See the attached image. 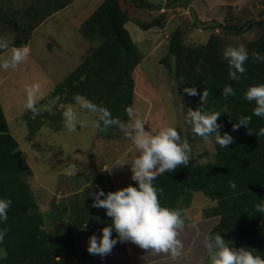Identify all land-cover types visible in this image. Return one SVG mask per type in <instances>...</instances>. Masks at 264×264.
Here are the masks:
<instances>
[{"label": "rangeland", "instance_id": "374dc122", "mask_svg": "<svg viewBox=\"0 0 264 264\" xmlns=\"http://www.w3.org/2000/svg\"><path fill=\"white\" fill-rule=\"evenodd\" d=\"M102 1L0 0V64L11 57L14 49L27 50L25 59L16 67L0 66V98L11 131L33 168L34 174L29 180L40 209L46 214L45 227L49 232H54L56 225L71 221L72 214L79 215L104 171L109 172L117 189L133 181L131 162L138 150L128 135L134 132L130 117L127 132L120 130L113 137L101 136L96 126L100 112L86 107V102L80 99L74 107L69 105L78 118L75 132L54 131L44 125L31 137L25 116L29 110L25 105L31 85H37L34 105L42 104L48 111L58 107L48 115L56 119V113L62 111L60 108L63 113L67 109L58 96L45 102L42 99L96 48L97 44L82 33L81 25ZM63 2L66 5L60 7ZM120 5L127 15L126 26L143 55L133 72L135 116L152 131L170 124L177 126L181 140L191 146L189 155L195 164L213 159V135L205 140L187 123L193 99L184 92L188 84L178 74L177 57L169 53L170 38L175 30H180L183 46L189 48L206 43L215 33L224 38L223 50L229 46H243L248 50L250 43L263 32L259 23L246 32L231 34L223 31L221 25L217 29L192 25V14L195 11L202 22L240 26L250 19L264 18V0H150V8L143 9L135 8L129 0H120ZM159 5L162 8H158ZM45 6L46 19L42 20L39 10ZM149 23L154 25L145 29L144 25ZM17 35L29 38L25 47L15 45ZM63 204L70 208H64L57 219L55 214ZM215 205L216 201L203 192H195L190 206L185 208L188 219L179 229L178 237L183 249L176 257L170 253H153L131 241H118L110 253L94 254L87 259L90 263L83 264H202L208 257L205 245L210 230L219 220V216L206 217L205 213ZM74 228L77 245L70 264H81V254H91L89 237L102 233L75 222ZM115 249L118 252L113 251Z\"/></svg>", "mask_w": 264, "mask_h": 264}, {"label": "trees", "instance_id": "16d2710c", "mask_svg": "<svg viewBox=\"0 0 264 264\" xmlns=\"http://www.w3.org/2000/svg\"><path fill=\"white\" fill-rule=\"evenodd\" d=\"M129 1L135 8H150V0ZM63 4L60 7L66 5ZM158 8L162 7L159 5ZM46 9L47 6L39 10L45 15L40 18L42 20L46 19ZM126 22L127 15L120 0H103L81 25L82 33L97 44L96 48L42 99L45 102L58 96L69 108V105L75 106L77 100L74 97L79 95L86 105L100 112L97 132L105 137H113L122 130L118 124L105 126L106 119H117L127 124V108L133 106L136 86L133 72L143 60ZM255 23L261 25L263 32L248 46L246 71L238 73L239 80L229 77L223 36L214 33L206 43L185 48L180 30L172 33L169 53L177 57L178 74L185 78L188 87H196L200 95L207 91L203 105L200 95L192 96L191 108L201 106L220 112L218 123L222 125L221 134L227 131L234 140L227 147H221L214 139L213 159L195 164L189 155L187 165L180 164L172 172L158 173L154 185L162 190L159 192L161 204L178 209L185 222L188 219L186 206H190L195 192H203L216 201L213 208L206 209L205 216H219L209 236L220 232L232 246L246 247L264 256V214L254 208L255 203L264 199V135L258 134L264 128V117L253 113L255 101L250 102L244 96L250 85L264 83V62L254 55L264 54V18H253L240 26L213 22L207 28L217 29L221 25L225 32L243 33ZM153 25L149 23L144 28ZM192 25L199 27L194 16ZM14 42L18 47H25L29 38L17 35ZM162 62L166 63L165 60ZM226 85L233 87L234 95H222ZM41 105H34L35 111L29 109L25 115L30 136H35L44 125L64 132L67 128L63 109L60 108L62 111L56 113L55 119L48 113L58 107L48 111ZM242 116L249 118L248 125L234 130L233 124L239 123L238 119ZM33 174L19 140L11 131L0 98V198L11 200L7 220L0 221V230L5 233L0 241V264H70L77 245L74 222L77 225L86 224L102 233L103 227L111 225V217L106 215L105 209L92 207L93 197L90 195L85 199L79 215L72 214L71 221L56 225L54 232L47 231L46 214L40 209L29 180ZM135 183L132 181L129 184ZM99 188L105 192L117 190L108 171L100 174L95 191ZM64 208L70 207L63 204V208L55 214L57 219L62 216ZM117 235L113 232V237ZM93 255L81 254V264L89 262L87 259ZM202 264H208V257Z\"/></svg>", "mask_w": 264, "mask_h": 264}, {"label": "clouds", "instance_id": "9594fccd", "mask_svg": "<svg viewBox=\"0 0 264 264\" xmlns=\"http://www.w3.org/2000/svg\"><path fill=\"white\" fill-rule=\"evenodd\" d=\"M26 53V49H14L11 57L5 59L0 66L5 69L16 67L25 59ZM254 55L257 60L264 62V54ZM224 57L228 63L229 77L239 80L241 77L238 73L243 74L246 71L247 50L243 46H229L224 50ZM36 89L37 85L29 86L25 105L33 111ZM184 92L192 96L200 95L196 87H185ZM234 94L231 85L223 88L222 95L225 97ZM244 96L250 102L255 101L253 113L264 117V83L250 85ZM206 97L207 91H203L200 95L201 105L205 103ZM74 99L79 101L80 96L77 95ZM127 112L134 129V132L128 135L138 150V154L131 162V179L136 183L115 191L105 192L103 188H99L98 191L90 193L93 197L92 207L105 209L106 215L111 217V225L101 229L102 235L92 234L89 237L88 251L104 256L111 252L118 241H131L153 253H170L176 257L183 249V243L178 237L185 219L178 209L161 204L159 192L162 190L154 185V180L158 173L172 172L180 164L187 165L191 146L186 140H181L177 126L170 124L152 131L146 128L141 118L135 116L132 107H128ZM63 115L68 132H75L78 119L76 113L69 107ZM220 116L221 113L218 111L206 110L199 106L195 109L189 108L186 118L194 133L205 140L214 135L215 142L221 147H227L233 142L234 137L227 131L221 134L222 125L218 123ZM238 120L239 123L233 124L234 130L241 125H248V117L242 116ZM104 123L105 126L118 124L125 132L129 126L117 119H106ZM258 134L264 135V128H261ZM10 205V199L0 198V221L7 220V209ZM254 208L264 214V199L255 203ZM96 219L100 220V217ZM113 230L118 234L117 237H113ZM4 234V230H0V241L3 240ZM205 247L208 251V264H264V256L257 255L246 247L232 246L220 232L210 235Z\"/></svg>", "mask_w": 264, "mask_h": 264}, {"label": "water", "instance_id": "95a60500", "mask_svg": "<svg viewBox=\"0 0 264 264\" xmlns=\"http://www.w3.org/2000/svg\"><path fill=\"white\" fill-rule=\"evenodd\" d=\"M193 16L196 19L198 26L206 27L209 25H213V22H202L200 19H198L195 11H193Z\"/></svg>", "mask_w": 264, "mask_h": 264}, {"label": "crops", "instance_id": "0c3cea01", "mask_svg": "<svg viewBox=\"0 0 264 264\" xmlns=\"http://www.w3.org/2000/svg\"><path fill=\"white\" fill-rule=\"evenodd\" d=\"M113 251H116V252H118L116 249H115V250H113Z\"/></svg>", "mask_w": 264, "mask_h": 264}]
</instances>
